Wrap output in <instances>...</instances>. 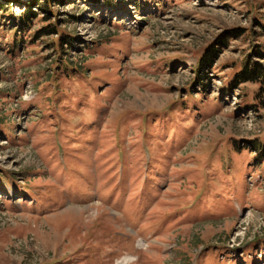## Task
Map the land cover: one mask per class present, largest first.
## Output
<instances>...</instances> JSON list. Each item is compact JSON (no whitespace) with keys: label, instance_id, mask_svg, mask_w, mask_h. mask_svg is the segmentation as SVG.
<instances>
[{"label":"rangeland","instance_id":"374dc122","mask_svg":"<svg viewBox=\"0 0 264 264\" xmlns=\"http://www.w3.org/2000/svg\"><path fill=\"white\" fill-rule=\"evenodd\" d=\"M0 264H264V0H0Z\"/></svg>","mask_w":264,"mask_h":264},{"label":"trees","instance_id":"16d2710c","mask_svg":"<svg viewBox=\"0 0 264 264\" xmlns=\"http://www.w3.org/2000/svg\"><path fill=\"white\" fill-rule=\"evenodd\" d=\"M33 14H35L34 12L31 13L29 16H26L25 18H29V17H32ZM211 57V54L209 51H205L203 52V54L200 56L198 62H197V65H198V68L201 69L203 67V65L207 64L209 58Z\"/></svg>","mask_w":264,"mask_h":264}]
</instances>
